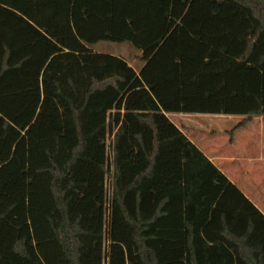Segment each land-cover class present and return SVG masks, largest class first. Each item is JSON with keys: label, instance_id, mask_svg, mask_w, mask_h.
Segmentation results:
<instances>
[{"label": "trees", "instance_id": "trees-1", "mask_svg": "<svg viewBox=\"0 0 264 264\" xmlns=\"http://www.w3.org/2000/svg\"><path fill=\"white\" fill-rule=\"evenodd\" d=\"M72 1L0 0V175L26 148V220L0 264L87 263L100 232L82 223L102 214L105 264H264V212L169 116L264 117V0H190L138 69L77 38ZM79 159L106 176L102 214Z\"/></svg>", "mask_w": 264, "mask_h": 264}, {"label": "rangeland", "instance_id": "rangeland-1", "mask_svg": "<svg viewBox=\"0 0 264 264\" xmlns=\"http://www.w3.org/2000/svg\"><path fill=\"white\" fill-rule=\"evenodd\" d=\"M89 115L90 113H84L82 121L84 122ZM241 121V117L209 115L198 121L193 119L189 125L191 129L197 128L199 141L210 153L228 156L227 160L218 161V165L224 168L226 174L233 177L234 182L244 192L255 195L258 193V196H264V162L235 158L236 156L253 158L259 151L261 154L264 153V148L259 147V144L264 141V126L260 128L259 121L254 117L244 124ZM92 126L89 127L84 123V130L89 132ZM96 138L97 136L92 140H96ZM109 142L110 137L106 140V149L108 148V150ZM257 142L259 143L256 144ZM96 146L101 147V145ZM94 156L98 162L107 164V151H97ZM25 166L26 148L25 138H23L21 145L19 144L15 148L11 162L4 167L5 170L0 175V213H2L0 218V256L2 257L10 248L12 244L10 240L16 235L19 224L26 220V214L23 212L26 208V183L22 179L26 173ZM71 169L74 179L84 181V185L79 186V191L87 192L86 200L91 203L90 212L95 215L102 214L100 209L105 205L103 197L108 184L106 176L100 172L94 161L87 159L77 160ZM103 218L102 214L100 219H97V224L93 225L96 227H91L93 221L90 223L83 221L82 223L84 228H94L100 232L98 237H94L97 239H95L96 242L85 239L86 250L91 247L95 248L91 254L89 251L84 256L88 264H105L102 254L107 245L104 236L105 224L98 223L99 220L103 221ZM87 220L89 221L90 218L88 217ZM81 260L83 264H87L84 262L83 252H81Z\"/></svg>", "mask_w": 264, "mask_h": 264}, {"label": "crops", "instance_id": "crops-1", "mask_svg": "<svg viewBox=\"0 0 264 264\" xmlns=\"http://www.w3.org/2000/svg\"><path fill=\"white\" fill-rule=\"evenodd\" d=\"M189 1L73 0L70 22L75 35L87 48L95 53L119 57L128 65L138 69L145 63L172 25L179 21ZM169 116L188 139L235 183L233 177L226 174L224 168L218 165V161L227 160L228 156L210 153L199 141L197 128L191 129L189 125L191 120L198 121L209 115L170 114ZM254 119L259 121L260 128L264 126V117H254ZM261 146L264 148V141L259 144V147ZM235 158L264 162V153L261 154L259 151L253 158L244 156ZM244 194L264 212V206L262 207L264 196H258V193L255 195L244 192Z\"/></svg>", "mask_w": 264, "mask_h": 264}]
</instances>
